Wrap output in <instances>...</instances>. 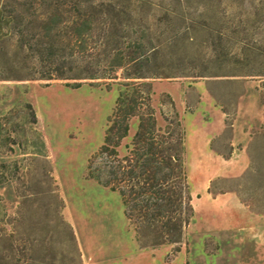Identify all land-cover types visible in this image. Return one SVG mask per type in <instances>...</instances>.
I'll return each mask as SVG.
<instances>
[{"label": "rangeland", "instance_id": "374dc122", "mask_svg": "<svg viewBox=\"0 0 264 264\" xmlns=\"http://www.w3.org/2000/svg\"><path fill=\"white\" fill-rule=\"evenodd\" d=\"M77 16L92 19L77 27ZM107 16L116 26L103 45L98 21ZM107 43L128 54L150 50L142 69L148 77L128 87L122 71L117 79L89 78ZM52 52L72 78L28 79L48 72L37 63ZM0 76L12 78L0 80V264H264V236L251 244L218 233L225 218L219 208L190 221L179 241L153 243L130 223L121 194L88 169L120 92L133 99L129 107L146 110L150 89L159 126L167 124L164 113L179 114L189 178L201 196V179L241 169V156L207 159L196 155L208 151L198 146L197 162L189 134L211 135L221 125L211 112L223 109L226 122L210 146L228 155L231 124L244 126L248 168L215 178L210 193L236 191L263 216L264 0H0ZM139 125V117L130 120L122 154ZM195 204L198 211L211 206L206 198ZM260 224L264 218L255 216V232Z\"/></svg>", "mask_w": 264, "mask_h": 264}, {"label": "trees", "instance_id": "16d2710c", "mask_svg": "<svg viewBox=\"0 0 264 264\" xmlns=\"http://www.w3.org/2000/svg\"><path fill=\"white\" fill-rule=\"evenodd\" d=\"M91 19L77 16L74 23L78 27ZM98 23L102 27L99 39L103 40L104 45L105 41L114 35L112 28L116 24L112 16L101 18ZM55 47L56 42L53 41L48 43L45 49L52 51ZM149 51L141 50L136 52L137 54H128L119 45L109 47L107 43L105 58L89 78L117 79L119 71H122V77L125 79L123 84L127 87L135 85L138 82L136 80L148 77L142 69L149 60ZM40 61L37 64L44 65V71L48 72L28 79L72 78L63 72L65 63L57 53L52 52L48 60ZM101 69L105 73L97 72ZM11 79L8 76H0V80ZM127 93L126 90L120 92L116 108L109 117L104 143L89 159V176L121 194L125 213L139 233L146 237L149 235L155 244L179 241L183 237L185 226L194 215L187 170L185 127L176 111L175 117L164 113L167 124L158 125L151 105L150 89L146 95V110L129 107L133 99H130ZM28 107L31 108L29 105ZM133 117L140 118L139 129L132 143L125 145L126 152L122 154L120 146L129 133V123ZM12 140L10 135L5 140L10 150L12 148L9 144ZM187 210L188 216L183 218Z\"/></svg>", "mask_w": 264, "mask_h": 264}, {"label": "crops", "instance_id": "0c3cea01", "mask_svg": "<svg viewBox=\"0 0 264 264\" xmlns=\"http://www.w3.org/2000/svg\"><path fill=\"white\" fill-rule=\"evenodd\" d=\"M201 97L203 98V100H207L209 96L205 93ZM211 117L213 118L217 117L219 118V121H221V125L219 123L217 127H214L215 132L213 131L211 135H208V136H206L204 132L202 133L200 131L189 134V140L191 142L193 159H195L197 162L199 161L194 156L195 147L205 146V148L209 152L206 151L204 154L197 153L196 155L202 156L208 159L213 154L215 158L219 159L221 162L236 161L239 159V155H240L242 167L241 169H237V170L233 168L225 167L221 170L219 174L215 175L208 183H205V181L201 179L202 186L205 187L207 190L204 196H201L199 195V192H196V189L193 187L190 181V178H189V181L191 184V194H192L191 203L194 208V215L191 219V222L195 217H201L202 215H205V213H210V210L219 208L220 213L225 218L222 222L223 226L220 227L218 233L220 234L230 233L234 236H237L240 240H244L246 242L249 241L251 244H253V242L259 243L260 236L261 235L264 236V226L260 224L259 225L260 228L258 227V229H256V232H255L254 231V219H255V216L264 218V215L263 216L257 215V214L255 215V213H253V211L250 210L249 206L244 201L241 200V198L239 197L236 191H233V190L219 191L218 193L211 195L210 193L211 190L209 188L211 181H213L215 178L225 176L228 173H232L233 175H241L248 168L250 164V155H249V143L250 142H249V139L247 141H244V139H242V132L245 134L247 132L244 131V126L239 128L235 123L231 124L232 127L234 128L235 136L230 143L231 145L230 153L226 155L224 152L213 149L210 146V144L213 138L221 134L224 123L226 122L227 112L224 111L223 109L217 108V110H215L214 112H211ZM208 134H210V132ZM249 137L250 139L253 138L251 135H249ZM186 150H187L186 155L188 156L187 132H186ZM187 156H186V160H187ZM200 174H201V170H200ZM188 175H189V172H188ZM201 178H202V174H201ZM199 198H202V199L206 198L211 203V206L204 208L201 211H198L196 209L195 203L199 201ZM214 217H216V215ZM259 231H263V233Z\"/></svg>", "mask_w": 264, "mask_h": 264}]
</instances>
